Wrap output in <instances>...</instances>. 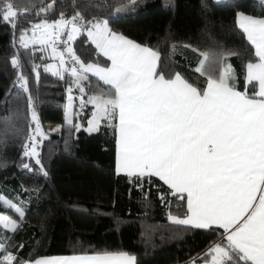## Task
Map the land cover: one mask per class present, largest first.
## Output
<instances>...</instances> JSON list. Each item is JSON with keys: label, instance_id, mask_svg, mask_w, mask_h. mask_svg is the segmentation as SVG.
Wrapping results in <instances>:
<instances>
[{"label": "trees", "instance_id": "obj_1", "mask_svg": "<svg viewBox=\"0 0 264 264\" xmlns=\"http://www.w3.org/2000/svg\"><path fill=\"white\" fill-rule=\"evenodd\" d=\"M14 3L17 10L27 11L18 17L16 28L0 20V119L8 117L16 102H23L28 109L29 127H24L23 136H14L11 128L0 126V196L24 211L23 218H19L14 210L0 206V214L18 223L15 232L0 225V238H11L5 241L7 251L23 261L46 255L116 251L132 254L136 264H191V260L206 258L208 247L221 241L223 229H197L172 222L169 215L186 216V200L171 195L157 177L137 179L117 174L112 163L114 128L109 135V156L89 142L80 141L81 130L74 127L76 122H64L68 88L74 94L80 93L73 78L68 72L63 79L45 72L49 56L36 48H22L18 38L31 23L53 21L61 13L68 18L79 12L86 21L107 20L114 32L156 50L160 55L157 71L166 78L179 73L203 90L207 76L195 69L202 59L200 53L206 52L208 73L215 76L230 64L236 89L244 91L245 65L256 57L237 24L236 13L264 16V0H136L134 6L120 12H116L118 6L129 0ZM48 4L53 7L39 13ZM71 47L86 64H109L86 31L76 36ZM227 53L237 54L226 57ZM14 56H18L23 75L28 78L27 93L16 83L18 70L11 64ZM34 65L39 66L38 79ZM86 75L88 79L82 81L85 101L94 94H112L110 85L91 73ZM33 108L41 127L61 124V130L48 131L37 148L43 171L34 158L23 156V146L34 127ZM112 123L116 124V119ZM25 163L31 170L23 167Z\"/></svg>", "mask_w": 264, "mask_h": 264}, {"label": "snow or ice", "instance_id": "obj_2", "mask_svg": "<svg viewBox=\"0 0 264 264\" xmlns=\"http://www.w3.org/2000/svg\"><path fill=\"white\" fill-rule=\"evenodd\" d=\"M135 3L136 0H129L130 5ZM52 7L53 4L41 7L39 13ZM125 7L121 5L116 12ZM24 11L17 10L14 0H0V20L11 23L13 28ZM238 23L256 57L245 65L246 82L258 86V92L252 96L236 89L230 64L215 76L209 74L206 52L200 53L202 59L195 69L201 76H207L203 90L179 73L166 78L157 71L160 61L157 51L114 32L107 20L86 21L79 12L70 19L61 13L55 21L31 23L18 38L24 49L37 44L40 51L50 48L58 66L49 64L44 71L60 79L68 72L82 94L79 107L83 109L86 103L94 106L86 131H98L102 120L115 129L117 174L137 179L157 177L168 186L171 195L186 200V217L169 215L172 222L197 229L213 226L223 229L221 241L205 253L204 264H264V18L239 13ZM82 31L87 32L91 43L111 62L110 67L85 64L76 56L68 42ZM58 42L68 44L67 48L58 50ZM236 54L227 53L226 57ZM66 55L72 62L70 67H66ZM11 64L18 70L16 83L29 92L28 78L23 75L18 56L12 58ZM38 67L33 66L37 79ZM86 73L110 85L112 94H94L85 101L82 81L88 79ZM68 93L65 121L73 125L71 87ZM31 119L34 127L23 146V156L34 158L43 171L37 148L46 134L34 108ZM114 119L118 123L113 124ZM74 127L79 131L81 126ZM23 167L31 170L27 163ZM5 205L23 218L21 207L0 196V206ZM0 225L12 232L18 228L16 220L3 214ZM10 239L0 238V264H136V257L127 253L23 261L7 251L5 241Z\"/></svg>", "mask_w": 264, "mask_h": 264}, {"label": "rangeland", "instance_id": "obj_3", "mask_svg": "<svg viewBox=\"0 0 264 264\" xmlns=\"http://www.w3.org/2000/svg\"><path fill=\"white\" fill-rule=\"evenodd\" d=\"M53 21H55V20H53ZM39 22L40 21L35 22V23H39ZM49 22H52V21H49ZM29 36H31V33H29ZM66 39H67V36L65 37V40ZM71 43H72V41L68 42V44H70V45H71ZM68 44H65V45L68 46ZM40 47L41 46L39 44H37V45L31 46L30 48L40 49ZM57 47H58V50L64 51L63 46H61L60 42H58ZM41 52L43 54H46L47 56H49V61L45 64V67L49 64H53V65L58 66V59H54L50 55V53H51L50 48L47 49L46 51H41ZM68 95H69V93L67 91V93L65 95L64 111H65L66 106L68 104ZM71 95L73 96L72 120L74 123L76 122V124H79L81 126L80 127L81 134L79 136V140L89 142L93 146L100 149V151L105 150L106 152H109L110 151V143H111V137L109 135L113 131V127H108L107 126V124H108L107 120H102L100 122V127H99L98 131L91 132V133L86 131L85 129L88 128V121L92 119V114L95 111V108L92 104L86 103L85 107L83 109H81L79 107L80 102H81L80 101L81 94L80 93H77V94L71 93ZM74 102H76V104H74ZM28 122H29L28 109L26 111V107H25L23 102H19V103L16 102L14 104L12 111L10 108V112H9L8 117L0 119V126L4 127V128H11L12 133L14 132V136H16V134H17V136H18V134L19 135L21 134L20 136H23L24 127L25 126L29 127ZM64 122L67 124V122L65 121V117H64ZM41 128H42L43 132L47 135L48 131H57L56 129H59L58 131H60L61 130V124L60 123H46ZM0 140H2L1 137H0Z\"/></svg>", "mask_w": 264, "mask_h": 264}, {"label": "crops", "instance_id": "obj_4", "mask_svg": "<svg viewBox=\"0 0 264 264\" xmlns=\"http://www.w3.org/2000/svg\"><path fill=\"white\" fill-rule=\"evenodd\" d=\"M239 13H243V14H245V15H248V16H251V17H253V18H264V16H256V15H251V14H248V13H245V12H242V11H238L237 13H236V21H237V24H238V26H239V23H238V14ZM103 20V19H102ZM116 33H118V32H116ZM119 34H121V33H119ZM123 35V34H122ZM246 35V34H245ZM125 36V35H124ZM126 37V36H125ZM126 38H128V37H126ZM128 39H130V38H128ZM132 40V39H131ZM134 41V40H133ZM134 42H136V41H134ZM137 43V42H136ZM142 46H144V45H142ZM150 48V47H149ZM152 49V48H151ZM154 50V49H153ZM156 51V50H155ZM110 64H111V62L109 61V64L107 65V66H102V65H99V64H95V65H98V66H100V67H110ZM92 74V73H91ZM181 75V74H180ZM97 77V76H96ZM245 83H246V88H245V90L244 91H247L248 92V95L249 96H252L254 93H256V92H258V86L257 85H254V84H248L247 82H246V75H245ZM194 86V85H193ZM206 87V86H205ZM244 91H241V92H244ZM116 123H118V120L116 119ZM114 140H115V149H114V154H113V165H114V167H115V169H116V166H117V143H116V141H117V135H116V132H115V129H114ZM105 155H107V156H109V154H110V151L109 152H106L105 150L104 151H102ZM187 215V214H186ZM186 217V216H185ZM184 217V218H185ZM216 243V242H215ZM214 244V243H213ZM213 244H211L209 247H208V249L213 245ZM207 249V250H208ZM105 253H108V254H118V253H127V252H123V251H116V252H98V253H77V254H68V255H46V256H38V257H35V258H33V259H29V260H26V261H34V260H36V259H38V258H51V257H61V256H72V255H97V254H105ZM127 254H129V253H127ZM130 255H132V254H130ZM205 259L206 258H203L202 260H200V261H195V264H204V261H205ZM207 259H209L210 260V257H207ZM191 262V264H192V262H193V260H191L190 261Z\"/></svg>", "mask_w": 264, "mask_h": 264}, {"label": "built area", "instance_id": "obj_5", "mask_svg": "<svg viewBox=\"0 0 264 264\" xmlns=\"http://www.w3.org/2000/svg\"><path fill=\"white\" fill-rule=\"evenodd\" d=\"M68 18L70 19L71 17H68ZM65 37H66V34L63 37L64 40H65ZM60 44H61V46H63V49L65 50L67 46L63 43H60ZM65 59H66V67L72 66V62L68 59L67 55H66Z\"/></svg>", "mask_w": 264, "mask_h": 264}, {"label": "water", "instance_id": "obj_6", "mask_svg": "<svg viewBox=\"0 0 264 264\" xmlns=\"http://www.w3.org/2000/svg\"><path fill=\"white\" fill-rule=\"evenodd\" d=\"M123 5H126L127 7H129L130 6V4L129 3H127V4H123ZM121 6V5H120ZM120 6H118V7H120ZM127 7H125V8H127Z\"/></svg>", "mask_w": 264, "mask_h": 264}]
</instances>
